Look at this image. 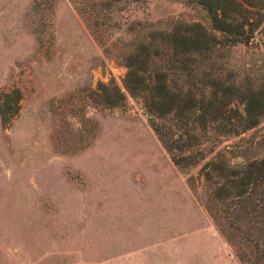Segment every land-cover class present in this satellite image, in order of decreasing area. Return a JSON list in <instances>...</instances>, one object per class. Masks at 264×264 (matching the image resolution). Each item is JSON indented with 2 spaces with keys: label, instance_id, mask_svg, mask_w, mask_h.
Here are the masks:
<instances>
[{
  "label": "rangeland",
  "instance_id": "obj_1",
  "mask_svg": "<svg viewBox=\"0 0 264 264\" xmlns=\"http://www.w3.org/2000/svg\"><path fill=\"white\" fill-rule=\"evenodd\" d=\"M259 1L250 41L216 44L212 69L226 81L264 80ZM90 5L88 19L71 0H0V98L20 93L0 121V264H242L214 219L203 161L175 165L123 87L109 43L132 32V16L92 27L100 6ZM136 15L158 27L206 23L185 0H148ZM101 85L123 103H99ZM214 155L236 167L264 157V115L220 137Z\"/></svg>",
  "mask_w": 264,
  "mask_h": 264
},
{
  "label": "trees",
  "instance_id": "obj_2",
  "mask_svg": "<svg viewBox=\"0 0 264 264\" xmlns=\"http://www.w3.org/2000/svg\"><path fill=\"white\" fill-rule=\"evenodd\" d=\"M71 1L88 19L90 4L100 6L98 18L90 20L92 27L104 22L116 26L121 18L132 16L126 20L132 32L109 43L126 67L125 91L140 99L150 126L175 165L186 168L203 161L197 172L208 199L216 205L214 219L236 242L239 261L264 264V157L236 167L220 155L206 156L220 137L245 132L264 115V80L258 85L235 84L212 69L216 44H246L253 37L260 1L185 0L203 13L206 23L193 20L167 27L136 15L148 0ZM101 88L99 103L107 107L123 103L118 88ZM19 98L16 89L1 95L0 121L17 111Z\"/></svg>",
  "mask_w": 264,
  "mask_h": 264
},
{
  "label": "water",
  "instance_id": "obj_3",
  "mask_svg": "<svg viewBox=\"0 0 264 264\" xmlns=\"http://www.w3.org/2000/svg\"><path fill=\"white\" fill-rule=\"evenodd\" d=\"M263 38H264V34H263Z\"/></svg>",
  "mask_w": 264,
  "mask_h": 264
}]
</instances>
